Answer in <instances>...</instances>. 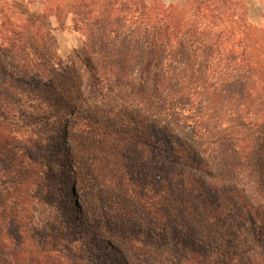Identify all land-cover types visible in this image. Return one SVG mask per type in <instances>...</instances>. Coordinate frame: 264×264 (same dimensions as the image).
<instances>
[{
  "label": "trees",
  "instance_id": "trees-1",
  "mask_svg": "<svg viewBox=\"0 0 264 264\" xmlns=\"http://www.w3.org/2000/svg\"><path fill=\"white\" fill-rule=\"evenodd\" d=\"M52 19L83 48L59 56ZM0 249L264 264V26L244 0H0Z\"/></svg>",
  "mask_w": 264,
  "mask_h": 264
},
{
  "label": "rangeland",
  "instance_id": "rangeland-1",
  "mask_svg": "<svg viewBox=\"0 0 264 264\" xmlns=\"http://www.w3.org/2000/svg\"><path fill=\"white\" fill-rule=\"evenodd\" d=\"M249 6V16L253 23L264 26V0H244ZM53 27L55 28V35L58 40V54L62 58H67L73 50H80L83 48V40L81 34L75 31L70 22L60 27L56 19H52ZM68 189L64 192L67 193ZM68 203L71 204V198H68ZM57 208V211L55 210ZM54 207L56 213H61L62 205ZM60 209V211H59ZM48 210H51L48 208ZM0 264H13L7 256L0 249Z\"/></svg>",
  "mask_w": 264,
  "mask_h": 264
}]
</instances>
